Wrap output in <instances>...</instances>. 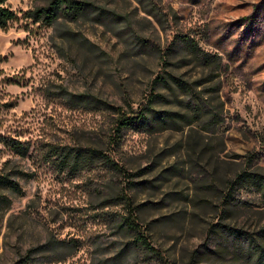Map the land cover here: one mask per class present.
I'll use <instances>...</instances> for the list:
<instances>
[{"label": "rangeland", "instance_id": "1", "mask_svg": "<svg viewBox=\"0 0 264 264\" xmlns=\"http://www.w3.org/2000/svg\"><path fill=\"white\" fill-rule=\"evenodd\" d=\"M90 1L130 23L46 26L26 17L38 2L6 0L17 18L0 29V176L14 185H0V264H189L195 249L218 247L208 232L228 182L264 174V0H145L159 24L136 0ZM175 33L222 57L216 79L178 53L165 64ZM164 70L188 92L159 87L168 101L153 108L178 121L118 132L105 104L135 115ZM71 148H96L116 166L72 165L62 156ZM236 195L245 204L225 223L255 232L259 194Z\"/></svg>", "mask_w": 264, "mask_h": 264}, {"label": "trees", "instance_id": "2", "mask_svg": "<svg viewBox=\"0 0 264 264\" xmlns=\"http://www.w3.org/2000/svg\"><path fill=\"white\" fill-rule=\"evenodd\" d=\"M38 2L31 10L26 13V17L36 23H41L46 26H55L64 22L65 24H74L84 20H93L94 22L103 24L106 21H111L114 18H124L126 23H130L129 19L122 17V15L115 12L96 6L90 0H34ZM142 5V10L152 16L158 24L161 22V13L152 5V1L136 0ZM154 4V3H153ZM111 13V14H110ZM17 14L9 6L6 5V0H0V29H6L9 24L15 21ZM106 20V21H104ZM64 35L74 36L72 31H65ZM168 51H165L164 60L167 64L170 53H178L187 62L195 63L196 66L204 67L210 70L209 80L216 79L219 75H214L222 68V57L219 54L207 52L201 48L195 37L185 33H175L173 39L168 45ZM153 92L148 97V102L145 107H142L135 115L129 116L122 111V107H115L112 104H105L109 106L110 110L117 112L120 116L117 121V131L140 128H154L160 125L165 127L168 124L176 123L178 118L176 113L172 111H156L153 104L160 101H168L166 93H156L157 88H163L167 91L175 89L188 92L187 82L181 80L171 72L164 70L153 79ZM77 102H80L85 95H77ZM89 103L98 107L100 103L97 99H93ZM99 104V105H98ZM103 106V104H102ZM16 153H24L26 149L14 140L6 143ZM63 160L72 165H80L85 162L87 158L94 162L103 160L110 168H114L116 163L105 156L100 150L92 148L89 151H83L80 148H71L62 154ZM14 185L5 176H0V185ZM250 189L257 192L261 205L264 206V174L256 171H243L238 173L236 177L228 182V193L222 195L219 199L218 205V222L211 224L209 234L212 237L219 239L218 247L202 251L195 249L192 252L189 264H201L207 262L212 256L219 257L230 256V264H264V225H262L255 232L250 234L243 232V229L232 227L226 220L234 218L237 211L244 206L242 201L236 194L241 189ZM232 239L237 242V245L230 247L226 240ZM144 243V242H143ZM243 243H247V248L243 247Z\"/></svg>", "mask_w": 264, "mask_h": 264}]
</instances>
